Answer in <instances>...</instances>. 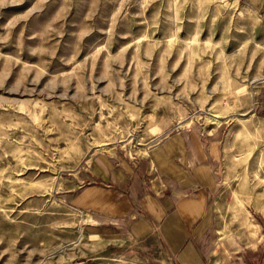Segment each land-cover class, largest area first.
<instances>
[{
	"label": "rangeland",
	"instance_id": "rangeland-1",
	"mask_svg": "<svg viewBox=\"0 0 264 264\" xmlns=\"http://www.w3.org/2000/svg\"><path fill=\"white\" fill-rule=\"evenodd\" d=\"M263 99L264 20L242 2L0 0V264H137L62 179L184 131L221 140L223 239L264 264Z\"/></svg>",
	"mask_w": 264,
	"mask_h": 264
},
{
	"label": "crops",
	"instance_id": "crops-1",
	"mask_svg": "<svg viewBox=\"0 0 264 264\" xmlns=\"http://www.w3.org/2000/svg\"><path fill=\"white\" fill-rule=\"evenodd\" d=\"M236 1L264 20V0ZM222 159L217 134L184 131L138 160L97 152L62 179V197L91 227L130 249L137 264H261L255 248L235 251L223 239L214 200Z\"/></svg>",
	"mask_w": 264,
	"mask_h": 264
},
{
	"label": "bare ground",
	"instance_id": "bare-ground-1",
	"mask_svg": "<svg viewBox=\"0 0 264 264\" xmlns=\"http://www.w3.org/2000/svg\"><path fill=\"white\" fill-rule=\"evenodd\" d=\"M215 118H218V117H215Z\"/></svg>",
	"mask_w": 264,
	"mask_h": 264
}]
</instances>
